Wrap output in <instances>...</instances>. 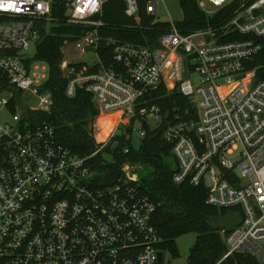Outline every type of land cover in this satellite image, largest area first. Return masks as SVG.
<instances>
[{
  "label": "built area",
  "instance_id": "built-area-1",
  "mask_svg": "<svg viewBox=\"0 0 264 264\" xmlns=\"http://www.w3.org/2000/svg\"><path fill=\"white\" fill-rule=\"evenodd\" d=\"M107 1L0 0V264H157L156 205L140 188V164L100 157L117 146V135L148 131L170 146L174 183L203 186L208 204L241 214L221 231L225 249L215 264L235 253L264 264V78L255 64L264 61V0H196L207 15L228 7L230 16L185 34L167 20L154 47L106 40L105 63L99 16ZM122 2L137 17L138 0ZM157 2L146 0L145 8L160 20ZM63 25L83 28L75 45L95 56L67 62L62 55L64 94L85 89L109 117L105 136L85 155L58 141L42 117L54 105L41 90L49 69L26 53L31 44L36 52L42 32ZM192 73L196 82L185 76ZM157 90L189 105L162 111L145 98ZM96 157L103 170L93 168Z\"/></svg>",
  "mask_w": 264,
  "mask_h": 264
},
{
  "label": "trees",
  "instance_id": "trees-1",
  "mask_svg": "<svg viewBox=\"0 0 264 264\" xmlns=\"http://www.w3.org/2000/svg\"><path fill=\"white\" fill-rule=\"evenodd\" d=\"M145 3L146 0H138V14L135 18L124 13L125 5L122 0H108L104 3L99 16L103 22L99 28V55L103 62L110 60L112 42L154 47L160 34L169 29L167 22L156 20L154 15L146 13ZM178 3L182 18L175 23L177 29L184 34L206 27L214 29L230 16L228 7L207 15L196 0H178ZM55 7L61 10L63 4ZM83 30L80 27L63 25L52 28L51 33L42 32L34 55V59L41 60L48 66L49 76L41 90L49 91L54 99V105L42 117L53 126L58 141L79 155L90 153L97 145L92 122L99 115V110L91 94L83 88H77L73 97L64 94L67 80L60 75L58 65L62 59L63 44L75 40ZM106 40L109 45H106ZM255 64H261L257 74L259 78H264L262 57ZM145 98L149 103L158 105L162 111L172 112L174 107L182 111L189 105L187 99L177 92L163 95L162 90H157L146 93ZM100 121L105 123V118ZM115 139L117 146L111 153L116 166L123 161L140 164L136 167L140 188L156 205L152 224L161 237L159 248L176 256V238L194 232L196 238L189 248L188 264H215L225 249L221 231L229 232L237 226L241 214L234 208H218L208 204L203 186H193L188 182L174 183L172 173L175 165L170 146L159 139L157 131H148L138 147L133 146L130 137L125 139L117 135ZM125 147L128 150L123 153ZM98 162L99 157L92 161L94 169H99ZM235 216H238V220H234ZM219 264H257V259L246 253H235Z\"/></svg>",
  "mask_w": 264,
  "mask_h": 264
},
{
  "label": "rangeland",
  "instance_id": "rangeland-1",
  "mask_svg": "<svg viewBox=\"0 0 264 264\" xmlns=\"http://www.w3.org/2000/svg\"><path fill=\"white\" fill-rule=\"evenodd\" d=\"M157 9L159 12V18L160 21H167V20H173L178 21L182 18V11L179 6L178 0H158L157 2ZM198 40V39H197ZM76 40H71L69 42H65L62 49V55L63 59L67 62L69 61H78V60H88L92 61L95 59V56L93 53H82L79 48L75 45ZM28 55H33L35 53V47L33 44L30 45L28 50L26 51ZM186 77H189L193 82H196L197 80V74L192 73L190 76L185 75ZM23 99L31 104L33 101V97H29V95L26 93L23 95ZM6 118L11 117V113L7 112L5 114ZM101 118H105V120L109 119L107 115H102L99 113L98 116H96L93 119V135L96 140H101L102 137H104L106 131V127L103 125V123L100 121ZM103 121V120H102ZM124 124V122H122ZM105 129V133H104ZM142 137L139 136V134L133 133L132 135V143L134 147H138L141 142ZM101 159H103L105 162H114V158L112 156L111 152L103 151L100 154ZM234 220H238V216H235ZM229 224V222H228ZM232 224V223H231ZM196 238V234L194 232H188L186 234H182L176 238V246H177V252L178 254L176 256H173L169 251L163 250L162 251V263L163 264H188L187 262V256L189 253V248L193 245Z\"/></svg>",
  "mask_w": 264,
  "mask_h": 264
},
{
  "label": "water",
  "instance_id": "water-1",
  "mask_svg": "<svg viewBox=\"0 0 264 264\" xmlns=\"http://www.w3.org/2000/svg\"><path fill=\"white\" fill-rule=\"evenodd\" d=\"M145 122H143V126ZM157 264H162V252H158Z\"/></svg>",
  "mask_w": 264,
  "mask_h": 264
},
{
  "label": "bare ground",
  "instance_id": "bare-ground-1",
  "mask_svg": "<svg viewBox=\"0 0 264 264\" xmlns=\"http://www.w3.org/2000/svg\"><path fill=\"white\" fill-rule=\"evenodd\" d=\"M109 125V124H108Z\"/></svg>",
  "mask_w": 264,
  "mask_h": 264
}]
</instances>
